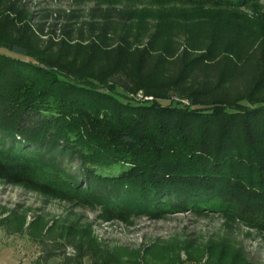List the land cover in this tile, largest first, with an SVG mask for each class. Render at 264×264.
<instances>
[{
    "label": "trees",
    "instance_id": "trees-1",
    "mask_svg": "<svg viewBox=\"0 0 264 264\" xmlns=\"http://www.w3.org/2000/svg\"><path fill=\"white\" fill-rule=\"evenodd\" d=\"M97 1L112 6L99 22H116L96 23L84 57L35 49L9 18L0 28V49L20 57L0 52V179L54 196L60 219L78 200L112 219L212 211L264 230V15L240 12L264 0ZM128 3L150 7H116ZM144 20L156 22L146 45ZM194 21L204 34L180 50ZM119 90L153 100L125 103ZM71 232L43 243L46 259L138 264L90 227Z\"/></svg>",
    "mask_w": 264,
    "mask_h": 264
},
{
    "label": "rangeland",
    "instance_id": "rangeland-1",
    "mask_svg": "<svg viewBox=\"0 0 264 264\" xmlns=\"http://www.w3.org/2000/svg\"><path fill=\"white\" fill-rule=\"evenodd\" d=\"M116 7L143 9L150 5L128 3ZM102 8L108 11L112 6L97 0H0V28L10 21L9 24L14 25L10 31L16 38L26 36L35 49L45 51L47 55L84 57L87 50H91L90 46L99 42L95 26L116 22L108 16L99 22L97 10ZM166 8L186 9L180 5H167ZM240 12L250 17L262 16L264 1L258 6L241 8ZM25 16L29 17L28 21H21ZM154 23L151 20L139 22L138 33L143 45L149 41L144 35L154 33L150 28ZM187 24L189 29L175 38L180 50L187 46L188 39L196 43L206 28L205 24L195 25V21ZM119 26L121 30L124 24ZM211 33L205 34V38H211ZM119 34L118 39L128 33L120 31ZM0 52L20 58L4 49ZM118 92L125 103L137 104L145 100L141 98L143 92L129 94L127 98L122 97L121 90ZM66 163L71 172L79 170V162ZM54 198L32 185L0 179V264H64L62 257L46 259L43 243L66 242L72 234L71 228L81 231L88 227L105 245L140 253L138 264H167L168 261L199 264L209 260L222 264H264V230L222 213L186 212L158 218L136 215L112 219L98 207L73 200L67 205L68 212L60 219L61 211L56 209ZM66 218L68 221H64ZM68 253L72 255L74 251L69 249ZM85 264L90 263L85 261Z\"/></svg>",
    "mask_w": 264,
    "mask_h": 264
},
{
    "label": "built area",
    "instance_id": "built-area-1",
    "mask_svg": "<svg viewBox=\"0 0 264 264\" xmlns=\"http://www.w3.org/2000/svg\"><path fill=\"white\" fill-rule=\"evenodd\" d=\"M141 98H142V99H145V100H148V101L153 100V97H144V96H142Z\"/></svg>",
    "mask_w": 264,
    "mask_h": 264
}]
</instances>
